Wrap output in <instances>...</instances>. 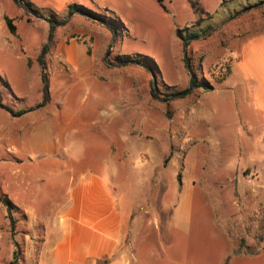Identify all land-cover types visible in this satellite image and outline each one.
I'll return each mask as SVG.
<instances>
[{"label":"rangeland","instance_id":"obj_1","mask_svg":"<svg viewBox=\"0 0 264 264\" xmlns=\"http://www.w3.org/2000/svg\"><path fill=\"white\" fill-rule=\"evenodd\" d=\"M114 4L113 12L80 10L63 25L51 24L43 60L24 61L21 51L11 56L0 49L1 101L5 106L47 101L49 112L60 107L64 116L69 103V111L77 107L82 117L93 113L89 103L117 110L110 127L118 139L114 153L122 191L133 199L136 222L126 238L134 249L133 264H229L232 217L241 236L264 230V188H232V165H264V139L241 114L242 100L230 80L241 44L264 35V0H165L166 9L158 0ZM191 32L196 35L188 38ZM73 43L83 46L86 59L71 62L53 55L67 47L76 51ZM195 76L196 85L191 83ZM75 128L77 134L69 132L71 156L102 159L96 156L99 129ZM239 146L248 147L246 156H232ZM6 159L11 158L0 147V264H36L33 246L44 238L42 225L20 204L21 175H12ZM94 168L110 179L101 165ZM39 171L36 180L46 185L66 176L65 171ZM200 171L214 185L197 181L184 189L187 178ZM258 177L264 181V172ZM38 181H32L34 187ZM6 184L19 192L15 199L6 194ZM42 191L51 198L50 188ZM5 196L16 206L12 212L2 201ZM246 240L241 238L242 246Z\"/></svg>","mask_w":264,"mask_h":264},{"label":"crops","instance_id":"obj_2","mask_svg":"<svg viewBox=\"0 0 264 264\" xmlns=\"http://www.w3.org/2000/svg\"><path fill=\"white\" fill-rule=\"evenodd\" d=\"M76 1L83 2L87 7L76 5ZM24 2L31 4L41 16L33 14L25 6H19L16 0H0V49L11 56L21 51L24 61L43 60L41 50L49 36L48 27L52 24L47 19L61 20L68 15L73 18L80 10L98 13L101 9L106 12L116 9L114 0ZM74 6L82 8L70 12ZM6 16L14 20L16 34L10 30ZM58 33L63 37V32L58 30ZM71 45L76 46V51L67 47L65 53L53 55L71 62L86 59L88 54L83 52V46L77 43ZM237 55L232 63L231 89L240 103L242 100L244 111L241 114L248 118L250 126L259 129L260 137L264 139V35L246 39ZM46 102H35L31 106L7 104L9 110L3 106L0 97V147L6 149V157L11 158L5 160V165H11L12 175L20 174L22 179L20 193L6 184L9 188L6 194L15 199L16 192L19 193L20 204L30 215L31 221L42 225L44 238L39 245L33 246L37 251L36 264H133L134 249L126 245V238L132 236L131 229L136 222L133 199L122 191L124 180L119 179L117 165L120 162L114 153L118 139L110 127L119 113L117 110L110 113L108 104L89 103L94 111L82 117L78 115L77 107L69 111L72 108V103H69L64 107L69 114L64 116L60 107L49 112L47 108L52 105ZM111 104L118 109V103ZM77 124L86 125L92 130L99 129L102 145L97 146L96 156L101 154L102 159L90 156L82 160L71 156L72 138L69 132H72V136L73 132L77 134ZM247 154L248 147L232 148V156ZM61 155L68 159L60 162ZM96 164L110 174V179L94 168ZM258 167L250 163L232 165V188L245 189L250 185L264 188V181L258 177L259 173L264 172V165ZM42 168L51 172L65 171V179L46 185L45 181L36 180L37 173L42 176L39 171ZM203 172H194L190 178L186 174L188 181L184 182V189L197 181L214 185L213 181L204 180ZM32 181H38V186L34 187ZM48 188L51 192L49 199L41 196L44 195L42 190ZM232 228L234 252L229 264H264V230L241 236L234 217ZM241 238L247 239L243 246Z\"/></svg>","mask_w":264,"mask_h":264},{"label":"trees","instance_id":"obj_3","mask_svg":"<svg viewBox=\"0 0 264 264\" xmlns=\"http://www.w3.org/2000/svg\"><path fill=\"white\" fill-rule=\"evenodd\" d=\"M158 1H159L160 4L162 5V7H163L164 9H166V6H165V4H164L165 0H158ZM16 2L19 3V0H16ZM25 4H26L27 8H28L33 14H35V15H37V16H41L40 12H39L37 9H35L31 4H29V3H25ZM196 4H197V3H196ZM78 8H82V7L74 6V7L71 8L70 12H75ZM194 9H195V8H194ZM6 22H7L8 26H9L10 30H11L14 34H16V33H17V29H16V26L14 25V20H13L12 18L6 16ZM195 35H196L195 33L191 32V33L188 34L187 37H188V38H191V37H193V36H195ZM46 47H47V46L44 47V50L46 49ZM44 78L46 79L45 76H44ZM193 83H194V85L197 84V77H196V76H195V79H194ZM2 105H3V104H2ZM3 106L10 110L9 107H7V106H5V105H3ZM2 201H4V202L7 204L8 208L10 209V212H12V210L16 207L15 204L13 203V201L10 200L7 196L3 197V198H2Z\"/></svg>","mask_w":264,"mask_h":264},{"label":"water","instance_id":"obj_4","mask_svg":"<svg viewBox=\"0 0 264 264\" xmlns=\"http://www.w3.org/2000/svg\"><path fill=\"white\" fill-rule=\"evenodd\" d=\"M19 2L23 5V6H25L26 8H27V6H26V4H25V2H24V0H19ZM28 9V8H27ZM29 10V9H28ZM31 12V11H30ZM84 14V13H83ZM72 15V14H71ZM69 17L70 16H68L67 18H65V19H63V20H61V21H59V22H54V21H52V20H50V19H47V20H49L51 23H52V25L53 26H59V25H63V24H65L67 21H68V19H69ZM114 36H116V33H114ZM187 44H188V42H186L185 43V46H187ZM111 47L109 48V50H108V52H107V55H109L110 53H111ZM185 53H186V64H187V66H188V68L190 69L191 68V64H190V59H189V56H188V51H187V49H185ZM153 76H154V87H155V90H156V92H157V87H158V85H157V78H156V75L153 73ZM193 81H194V77H192V79H191V83H193ZM191 89H192V85H190V87L185 91V92H183L182 93V95H186V94H188L190 91H191Z\"/></svg>","mask_w":264,"mask_h":264}]
</instances>
